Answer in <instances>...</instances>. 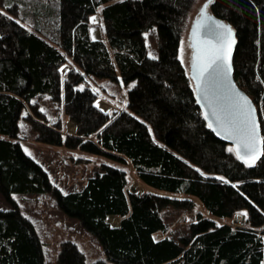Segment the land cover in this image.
Instances as JSON below:
<instances>
[{"label": "trees", "instance_id": "obj_1", "mask_svg": "<svg viewBox=\"0 0 264 264\" xmlns=\"http://www.w3.org/2000/svg\"><path fill=\"white\" fill-rule=\"evenodd\" d=\"M35 1L55 14L50 38L24 23L21 9ZM1 2L0 192L11 209L0 208V264H46L37 227L15 199L45 192L81 220L106 254L88 261L67 239L58 264H264V150L249 166L216 136L179 56L196 0ZM100 6L106 35L97 39L91 16ZM209 8L236 30L235 78L255 101L264 135V0H211ZM154 26L160 36L155 59L146 39ZM92 77L132 83L126 105L113 113L103 110ZM43 93L63 103L75 133L63 132L61 120L51 122L34 102ZM22 118L43 142L131 164L152 190H130L128 171L105 163L82 189L62 191L24 149ZM197 201L212 216L198 212L179 239L158 237L167 230L164 208L194 210ZM237 212L247 213L245 226L218 220ZM110 215L121 217L118 226L108 221Z\"/></svg>", "mask_w": 264, "mask_h": 264}, {"label": "rangeland", "instance_id": "obj_2", "mask_svg": "<svg viewBox=\"0 0 264 264\" xmlns=\"http://www.w3.org/2000/svg\"><path fill=\"white\" fill-rule=\"evenodd\" d=\"M3 1L7 2V0ZM205 1L206 0H196L187 17V24L181 39L179 56L188 72L192 62V48L189 36L190 24ZM0 3H2L1 0ZM30 3V7L21 9V15L25 20L24 23L30 28L41 31L44 35H47L48 38L54 36L57 27L55 14H48L44 11L43 5L38 1ZM102 8L103 6H100L97 13L91 16V34L94 38H105L106 35ZM92 17H96L95 22H93ZM146 39L149 54L158 57L160 36L156 26L146 32ZM69 67V63L62 66L61 71L63 75L68 72ZM90 86L98 90L100 96L97 100L98 105L103 110L113 113L126 105L127 90L132 86V83L126 85L121 79L112 80L109 78L92 77L90 78ZM33 100L39 108L47 114L51 122L61 120L63 132H76V123L71 121L69 116L65 114L62 102H55L47 93L39 94ZM29 112L30 108H27L24 115ZM20 128V136L24 149L42 164L49 172L54 185L58 186L64 192L82 189L91 176L97 171L102 170V166L105 163L122 166L128 171V188L130 190L137 193H142L145 190H152L140 181L136 176L135 169L129 163L121 164L102 155H89L79 150L69 149L65 146L43 142L37 138V132L25 118L20 120ZM176 196L186 197L188 195L177 194ZM15 199L21 211L29 217L37 227V231L44 243L46 264H58L61 243L67 239L73 240L78 244L86 254L88 261L106 259L103 246L98 238L85 228L80 219L70 217L64 213L62 209L59 208L57 198L52 192L15 194ZM196 203L195 209L189 211L174 206L164 208L162 210V215L167 222V230L159 233L158 237L179 239L182 235L189 232L191 224L197 220L198 212H203L207 216H212L204 208L202 203L199 201ZM0 208L11 209V205L1 192ZM233 218L234 216L231 218H218V220L220 222L233 223ZM120 220L121 217L118 215L108 216V221L112 225L119 224Z\"/></svg>", "mask_w": 264, "mask_h": 264}, {"label": "water", "instance_id": "obj_3", "mask_svg": "<svg viewBox=\"0 0 264 264\" xmlns=\"http://www.w3.org/2000/svg\"><path fill=\"white\" fill-rule=\"evenodd\" d=\"M210 2L211 0H206L202 4L198 14L190 24L189 36L192 48V62L190 64L189 76L193 81L196 98L204 116L207 113L206 119L208 125L211 123V129L216 136L230 144L236 155V150L239 149L240 155L244 157V159H240L244 162L252 154L249 149H245L244 141L249 136L252 127L256 126L254 150L259 153V157L256 159L258 161L264 150V135L259 110L255 101L238 84L235 78L234 54L237 47L236 30L230 22L217 16L210 10ZM205 5H207V8L202 12ZM215 22L223 23L232 30L234 44L231 46L230 71H228L227 61L218 62L219 66L215 70L210 69L209 73H205L204 78L198 81V69L193 67V58L197 48L201 47V42L211 40L214 44L219 45L220 39L217 34L222 30L216 29ZM198 24L199 27H197ZM194 29H197L196 35H193ZM244 98L250 102L246 106L244 105ZM246 109H254V111L249 115ZM225 128L231 131H225ZM230 136L231 138H229Z\"/></svg>", "mask_w": 264, "mask_h": 264}, {"label": "snow or ice", "instance_id": "obj_4", "mask_svg": "<svg viewBox=\"0 0 264 264\" xmlns=\"http://www.w3.org/2000/svg\"><path fill=\"white\" fill-rule=\"evenodd\" d=\"M207 8V5L204 6V9H202V12ZM209 19H211L209 17ZM93 22L96 21V17H92ZM199 27V24L198 26ZM216 29L222 30L217 35L220 39L219 45L214 44L211 40H205L201 42V47H198L196 50V54L193 58V67L198 69V76L197 80H202L205 76V73H209V70H215L219 65L218 62H228V71H230V57H231V46L234 44V40H232V30L229 26L220 23L215 22ZM197 29L193 30V35H196ZM155 59V57H152ZM199 87V84H198ZM207 99V97H205ZM250 102L244 98V105L246 106ZM247 113L250 115L251 112L254 111V109H246ZM215 115V113H213ZM207 118V113L205 114ZM209 127H212L211 123L209 124ZM225 131L230 132L231 130L228 128L224 129ZM255 133H256V126H253L249 136L244 141V147L245 149H249L252 154L249 156L248 159L245 160V163H247L249 166L255 163L256 159L259 157V153L254 150L255 145ZM231 138V136L229 137ZM229 151H232V149H229ZM237 156L241 159H244L240 155L239 149L236 150ZM237 215H243L247 216V213H238Z\"/></svg>", "mask_w": 264, "mask_h": 264}, {"label": "built area", "instance_id": "obj_5", "mask_svg": "<svg viewBox=\"0 0 264 264\" xmlns=\"http://www.w3.org/2000/svg\"><path fill=\"white\" fill-rule=\"evenodd\" d=\"M236 213L233 218V225L235 226H245L246 225V217L243 215H237Z\"/></svg>", "mask_w": 264, "mask_h": 264}, {"label": "crops", "instance_id": "obj_6", "mask_svg": "<svg viewBox=\"0 0 264 264\" xmlns=\"http://www.w3.org/2000/svg\"><path fill=\"white\" fill-rule=\"evenodd\" d=\"M94 38V37H93ZM97 39H102V37H97Z\"/></svg>", "mask_w": 264, "mask_h": 264}]
</instances>
